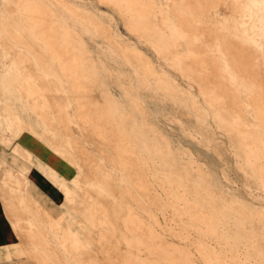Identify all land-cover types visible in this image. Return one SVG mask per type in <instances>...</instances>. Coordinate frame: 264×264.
<instances>
[{"label": "rangeland", "instance_id": "374dc122", "mask_svg": "<svg viewBox=\"0 0 264 264\" xmlns=\"http://www.w3.org/2000/svg\"><path fill=\"white\" fill-rule=\"evenodd\" d=\"M34 6L66 34L57 56L30 21ZM0 50V141L26 131L72 173L51 212L61 218L26 198V230L15 225L26 264L39 263L38 231L55 264H264V0H0ZM67 55L78 84L62 70ZM74 86L100 133L78 118ZM64 226L90 244L84 253ZM112 238L122 257L103 253Z\"/></svg>", "mask_w": 264, "mask_h": 264}, {"label": "crops", "instance_id": "0c3cea01", "mask_svg": "<svg viewBox=\"0 0 264 264\" xmlns=\"http://www.w3.org/2000/svg\"><path fill=\"white\" fill-rule=\"evenodd\" d=\"M4 142L7 143L0 141V264H26L25 245L16 228H21L20 223L24 222L26 230V198L40 204L55 220L61 218L63 215L54 217L51 212L60 208L64 178L67 179L72 173L64 157L54 152L46 142L26 131L20 132L12 141ZM26 150L30 152L31 159L29 154H25ZM26 159L30 160L27 171ZM44 167H47L58 184L50 178ZM12 206L13 211L9 210ZM80 227L85 230L82 225ZM62 230L79 244L80 250H85L83 246L89 244L87 241L79 238L69 227L64 226ZM41 235L38 231L34 236L41 245L39 252L49 262H54L44 249H50V240L44 235L40 237Z\"/></svg>", "mask_w": 264, "mask_h": 264}, {"label": "bare ground", "instance_id": "6f19581e", "mask_svg": "<svg viewBox=\"0 0 264 264\" xmlns=\"http://www.w3.org/2000/svg\"><path fill=\"white\" fill-rule=\"evenodd\" d=\"M23 1L24 0H22V3H23ZM253 2H254V0H253ZM263 2V1H262ZM252 4V3H251ZM250 4V5H251ZM256 4V3H255ZM22 7V6H21ZM27 7V6H26ZM29 8V7H28ZM70 10L72 11V12H74V10H73V8H70ZM24 11H25V14H26V8L24 9ZM196 11H198V10H196ZM200 12V11H199ZM206 12V14H207V11H205ZM28 15H29V18H30V21L32 22V23H34V24H36V27H37V30H39V32H40V34L44 37V39L45 40H47L48 42L49 41H54L55 43H53V45H51V42H49L50 43V45H51V47H52V50H53V52H54V55L55 56H57L58 55V53L57 52H59L56 48H62V49H64L65 48V46L67 45L66 43V34L64 33V31H63V29H61V27L60 26H57V24H56V22H54V20H52L51 19V17H52V14L48 11V10H45L44 12H43V14H45V15H43L44 16V18L43 19H41V18H39L40 16H39V12L37 11V8L34 6V7H30L29 8V10H28ZM54 13V12H53ZM139 13V12H138ZM196 16V15H195ZM194 16V17H195ZM198 17V16H197ZM90 18L92 19V17L90 16ZM2 20V19H1ZM93 20V19H92ZM196 20V19H195ZM88 22H90L89 20H88ZM93 22V24H94V21H92ZM132 22V21H131ZM91 23V22H90ZM94 27L96 28V25L94 24ZM206 29V28H205ZM204 29V30H205ZM5 31V30H4ZM99 31V30H98ZM135 31V30H134ZM10 33V32H9ZM149 33V32H148ZM162 33V32H161ZM208 33V32H207ZM10 36V35H9ZM184 37V36H183ZM71 39V38H70ZM175 43V42H174ZM196 45H198V43L196 44ZM119 46V45H118ZM200 46V45H199ZM207 46V45H206ZM2 47V46H1ZM169 47V46H168ZM201 48H202V46H200ZM199 48V47H198ZM125 49V48H124ZM203 49V48H202ZM162 50V49H161ZM199 50H200V48H199ZM1 51V50H0ZM126 51V50H125ZM206 51V50H205ZM62 52V51H61ZM194 52H195V50H194ZM193 52V53H194ZM136 53V52H135ZM171 53V52H170ZM174 53V52H173ZM137 54V53H136ZM172 54V53H171ZM178 54V53H177ZM8 55V54H7ZM59 55H60V53H59ZM64 55V54H63ZM121 55V54H120ZM175 55V54H174ZM75 56V55H74ZM72 57V55H67V56H58V59H59V61L61 62L60 64H61V66H62V70L64 71V72H66V71H68V70H70V72L68 71L67 72V76H68V78L70 79V80H72V81H74V82H79V80H80V74L78 73V71H77V73H76V59H75V57ZM133 56H134V54H133ZM178 56V55H177ZM211 56V55H210ZM136 57V56H135ZM185 58V57H184ZM202 58H204V57H202ZM211 58H212V56H211ZM134 59V58H133ZM137 59L135 58V61H136ZM141 60V59H140ZM185 60V59H184ZM206 60V59H205ZM172 61V60H171ZM207 61V60H206ZM214 61V60H213ZM141 62H143V61H141ZM173 62V61H172ZM203 62V61H202ZM209 62V61H208ZM216 62V61H215ZM187 63V62H186ZM189 63V62H188ZM207 63V62H206ZM210 63V62H209ZM69 64V65H68ZM181 64V63H180ZM198 64V63H197ZM203 64H204V62H203ZM213 64H215V63H213ZM184 65V64H183ZM190 65V64H189ZM193 66H194V64H192ZM207 65V64H206ZM66 67H67V69H66ZM190 68V67H189ZM196 68H197V66H196ZM194 69V68H193ZM193 71V70H192ZM83 74V73H82ZM153 74H155V73H153ZM166 75V74H165ZM155 76V75H154ZM88 77V76H87ZM204 78V77H203ZM203 80H205V79H203ZM201 81V80H200ZM78 82H77V84H78ZM207 82H208V80H207ZM80 85V84H79ZM77 86V85H76ZM76 86H74V87H72V91H73V93L75 94V96L77 97V100H78V102H77V111H78V118L81 120V122L83 123V124H85L86 126H88L89 128H91L92 130L91 131H93L94 133H100L99 132V130H103V128L105 127L104 125L105 124H100V123H98L97 121H96V119H97V116L96 115H94V113H97V109L95 108V107H93V109H91V107L90 106H88L87 104H85V103H81V101H82V99H84L83 98V93L81 92V89H80V87H76ZM84 87V86H83ZM215 87V86H214ZM85 88V87H84ZM199 88V87H198ZM215 90H217V89H215ZM261 92V91H260ZM202 93V92H201ZM262 93V92H261ZM60 97V96H59ZM204 97H207L208 99H206V100H208V102H210V107H212V109H213V111L215 112V114H217L219 117H220V119L223 121V123L226 125V126H228V131L230 130L231 132H233V133H237V135L239 134V133H241V131H240V129L238 130V128H239V125H237V118H238V116L236 115V114H233V108L231 109L230 107H228L227 106V102H226V100L224 99V98H222V97H215L214 95H213V91H210V92H206L205 93V96ZM194 101V100H193ZM53 104V103H52ZM207 104H209V103H207ZM53 106V105H52ZM58 106V105H57ZM92 106V105H91ZM65 107V106H64ZM51 108V107H50ZM52 109V108H51ZM55 109V108H54ZM89 110V112L88 113H86V110ZM91 110H94V111H91ZM213 111H212V113H213ZM62 112V111H61ZM59 115V114H58ZM62 115V118H64V114L62 113L61 114ZM75 115V114H74ZM199 115V114H198ZM218 116H216V117H218ZM96 118V119H95ZM229 118V119H228ZM44 119H47L46 117L44 118ZM56 119H57V117H56ZM219 119V118H218ZM239 119V118H238ZM240 120V119H239ZM12 122V121H11ZM63 124L65 125V127L66 128H69V126H68V124H67V122L68 121H66V120H64L63 119ZM70 124V123H69ZM77 124V123H76ZM201 124V123H200ZM221 125V124H220ZM60 127V126H59ZM243 127V126H242ZM80 128V127H79ZM225 129V128H224ZM247 129V128H246ZM63 130V129H62ZM226 131V130H225ZM243 131V130H242ZM200 133V132H199ZM202 133V132H201ZM228 134V133H227ZM242 134H243V132H242ZM64 136V135H63ZM250 136V135H249ZM237 138V137H236ZM247 138V137H246ZM241 139V138H240ZM70 140V139H69ZM249 140H251V139H249ZM113 141V140H112ZM75 142V141H74ZM70 143V142H69ZM73 143V142H72ZM218 155V154H217ZM123 156V155H122ZM121 156V157H122ZM120 157V156H119ZM124 157V159L126 160V161H128L126 158H128L129 159V155H125V156H123ZM133 158V157H132ZM124 160V161H125ZM142 160V159H141ZM246 160V159H245ZM143 161H145V160H143ZM111 163V162H110ZM123 163V165L124 164H126L127 162H122ZM135 163V162H134ZM246 165V164H245ZM113 167V166H112ZM116 168V167H115ZM127 168V167H126ZM143 180V179H142ZM140 181V180H139ZM144 181V180H143ZM259 184V183H258ZM263 185H264V180H263ZM213 211V210H212ZM138 219H136V218H133V217H131V219H130V221L131 222H134V223H136V227H138V226H140V223H137V222H139V220L137 221ZM129 223V222H128ZM139 230L140 229H142V228H138ZM147 234H149V236L150 237H153V234H152V232H147ZM103 242V241H102ZM110 244H111V246H110ZM108 245V246H107ZM102 247H103V253H106V254H108V251L109 250H112L115 254H117L118 256H121V253H122V251H121V249H120V246H119V243L117 242V240L116 239H113L112 238V240L110 241V243H106V245H102ZM46 251H45V253H47L49 256H51V257H55V261H61V260H58V258H56L57 256H56V254L53 252V251H51V250H49L47 247L46 248H44ZM81 251V253H84L85 252V250H80ZM71 253H73L74 254V252L73 251H71ZM41 254V253H40ZM122 257V256H121ZM74 261L76 262V263H78V264H98L97 263V261L95 260V259H93V258H91V257H89V258H87V260H86V263L82 260V259H80V257L79 256H75L74 257ZM113 261V260H112ZM39 264H55L54 262H49L48 261V259H46V257H45V255L42 253L41 254V256H40V258H39ZM123 264H125L124 262H123Z\"/></svg>", "mask_w": 264, "mask_h": 264}]
</instances>
